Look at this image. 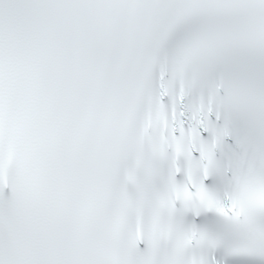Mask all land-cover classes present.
<instances>
[{
	"label": "snow or ice",
	"instance_id": "1",
	"mask_svg": "<svg viewBox=\"0 0 264 264\" xmlns=\"http://www.w3.org/2000/svg\"><path fill=\"white\" fill-rule=\"evenodd\" d=\"M0 264H264V0H0Z\"/></svg>",
	"mask_w": 264,
	"mask_h": 264
}]
</instances>
